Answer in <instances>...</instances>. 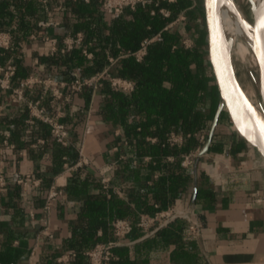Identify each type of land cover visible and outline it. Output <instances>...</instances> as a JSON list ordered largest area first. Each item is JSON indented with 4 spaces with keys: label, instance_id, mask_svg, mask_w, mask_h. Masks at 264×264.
I'll list each match as a JSON object with an SVG mask.
<instances>
[{
    "label": "trees",
    "instance_id": "1",
    "mask_svg": "<svg viewBox=\"0 0 264 264\" xmlns=\"http://www.w3.org/2000/svg\"><path fill=\"white\" fill-rule=\"evenodd\" d=\"M193 2L194 0H153L152 3L138 5L135 9L125 8L118 17L110 18L102 10L100 0H48L47 3L39 0H0V31H9L12 39L11 49H0V62L15 65L16 83L29 75L41 78L53 76L57 80L68 82L82 79L108 66L109 56L118 57L134 52L145 39L157 35L147 45L146 53L140 60L132 55L123 56L110 67L112 74L132 81L133 90L130 93L115 90L108 82H102L94 93L91 86H85L72 95L70 106L76 109V113L68 112V123H65L73 132L71 143L66 146L57 144L55 148L60 165L64 161H76L79 139L75 128L83 121L85 110L93 100L101 123L105 126L117 125L122 130L126 141L123 151L126 154L124 176L127 180H145L151 177V172L157 170L162 173L161 179L166 181L167 190L163 186L155 190L152 200L151 190H148L139 200L144 205L143 211L150 213L155 210L153 200L159 202L161 208L167 207L170 201L168 193L174 201L175 197L181 195L185 182L191 180V173L180 165V155L199 144L196 133H205L207 137L219 102L207 57L202 4L191 7ZM160 8L168 10L169 15H163ZM51 9L59 10L64 32H81L82 41L80 45L62 53L60 48L63 43L60 39L55 53L38 55L37 62L32 63L34 54L27 56L22 47L28 42V36L38 31L37 20ZM180 13L185 15L186 20L169 26ZM185 37L191 39V46L182 44ZM84 48L92 53L91 58L82 53ZM30 91L29 97L36 99L42 92V86L34 85ZM6 98L7 93L0 89V101ZM43 104L48 111L53 112L54 108L50 106L48 99L45 98ZM26 116L28 110L23 104L15 105L13 111L1 116L0 139L3 127H21ZM35 124L42 132L49 130L48 125L42 121H35ZM228 126L234 128L226 109H223L213 137L218 135L219 128ZM172 130L185 135L182 145L165 144L166 135ZM147 137H155L156 141H148ZM221 148V141H215L209 147L213 151H221ZM167 155L175 158L170 168H165ZM145 156L150 157L149 161H142ZM134 158L140 159L138 166L132 165ZM49 186L50 181L46 180L40 196L46 195ZM91 187L94 191H90ZM5 188L11 193L13 203L21 206V185L7 181ZM66 192L68 195L84 196L78 217L81 223L78 225L70 221V236L64 238L59 245L51 246L43 254L40 264H62L57 262L56 257L61 251L68 249H74L77 255L66 264H88L83 251L95 243L113 239L110 222L118 217H128L132 222L127 239L134 240L142 235L141 229L136 225L138 216L116 195L106 197V191L96 173L87 170L84 175L80 172L71 175ZM22 213L24 220L29 218L27 213ZM98 228L102 231L101 235H97ZM168 228L169 226L161 227L150 239L135 244H143L147 250L155 247L158 236L173 234ZM3 229V224L0 223V230ZM26 234H30V231ZM129 249L130 246L114 247L113 252L118 258L112 264H132ZM21 255L20 247L12 248L7 238L0 239V264H16Z\"/></svg>",
    "mask_w": 264,
    "mask_h": 264
},
{
    "label": "crops",
    "instance_id": "2",
    "mask_svg": "<svg viewBox=\"0 0 264 264\" xmlns=\"http://www.w3.org/2000/svg\"><path fill=\"white\" fill-rule=\"evenodd\" d=\"M49 11L51 10H47L37 20L38 31L31 33L27 38L28 42L22 47L27 56L34 54L32 63L37 62L38 55H51L49 43L44 41L43 36L56 37L59 41L71 34L65 33L61 27L60 12L49 16ZM49 18L59 24L43 28L38 26L39 21ZM40 31H43L44 35H40ZM32 34L36 37L32 38ZM30 94L29 90L27 95ZM5 101L6 99L0 101V104ZM14 108L15 105H9L3 115L10 113ZM71 108L73 107L70 105L64 108L65 115L60 118L61 121L68 123L67 113L74 114L70 111ZM88 108L85 110L83 121L75 128L79 139L76 148L83 147L88 162L73 169L68 167L78 161L79 155L74 163L64 161L60 165L55 149L58 143L50 137L48 129L42 132L35 123L29 124L28 116L24 118L21 127H3V131L10 133L9 142L12 146L8 154L3 157L0 155V166L7 181L14 184L16 177L24 174H32L41 179L37 188L21 186L20 209L13 203L11 193H8L6 188L0 190V223L4 227L0 230V239L7 238L10 247L21 248L22 255L16 264H40L43 254L48 252L51 246L59 245L64 238L70 236V221L78 225L81 223L78 217L84 196L67 194L66 187L71 175L78 172L84 175L87 170L98 175L99 167L112 163L121 155L126 156L123 151L126 141L120 127L103 125L97 115L96 105L93 104L90 114L87 113ZM116 131L120 134H116ZM72 136L70 129V140ZM2 138L3 133L0 142ZM215 141L222 142L221 151L209 149L206 154L196 158L191 168L182 167L191 173V180L185 182L181 195L175 197L174 201L168 193V205L174 203L193 210L194 219L201 225L199 234H191L188 222L180 219L169 225L168 229L173 234L158 236L157 245L148 250L143 244L137 246L149 238H142L141 235L133 240L134 243L129 249L132 264H264V159L230 126L219 128L218 135L212 137V143ZM168 157H172V160ZM63 158L65 159V156ZM125 159L116 164L111 185L122 190L123 195L116 196L124 200L138 216L144 206L139 202L140 197L151 190L152 200L155 190L162 186L167 190L168 185L161 179L163 175L159 170L151 172V177L145 180H127L124 176ZM174 159L173 155H167L165 168H170ZM139 163L137 158L132 161L133 166H138ZM46 180L50 181L49 188L53 185L63 193L47 215L42 210L46 195L40 196ZM90 191H94L92 187ZM111 196H108L106 191V197ZM152 204L154 207V204L159 202L153 200ZM23 211L28 215L32 211L36 219L47 217L53 237L47 238L42 226L33 225L30 216L24 220ZM33 226L36 229H31ZM29 231L30 234H26ZM101 233L98 228L97 235ZM62 252L64 251L60 254Z\"/></svg>",
    "mask_w": 264,
    "mask_h": 264
},
{
    "label": "built area",
    "instance_id": "3",
    "mask_svg": "<svg viewBox=\"0 0 264 264\" xmlns=\"http://www.w3.org/2000/svg\"><path fill=\"white\" fill-rule=\"evenodd\" d=\"M42 3H47L48 0H39ZM89 2V0H84ZM173 1V0H169ZM153 0H100V5L102 10L110 17H118L125 8L135 9L136 6H144L146 4L152 3ZM157 5V4H156ZM196 5V0L193 2V6ZM58 9H51L48 15L52 16L58 13ZM159 11L165 15H169V11L165 8H160ZM153 14L154 11L152 10ZM186 20V17L183 13H180L178 17L171 23L169 26H172L175 23L182 22ZM59 22L53 19L41 20L38 22L40 28L47 26L58 25ZM44 35L43 31H40V35ZM32 38H35L36 35L32 34ZM157 35L151 37V39H145L138 50L119 55L118 57L109 56V65L104 67L101 71L96 72L90 76L84 77L82 79H75L72 81H60L55 79L53 76L38 77L35 75H29L22 81L15 82V73L16 67L12 63H1L0 62V89L7 93L6 101L0 104V117L4 114V111L9 107V105L23 104L28 110V119L29 124L35 123V121H42L46 123L49 127L50 137L58 144L66 146L71 143L69 137V128L65 122L61 121L60 118L64 117L65 110L68 105H70L72 95L76 92H80L83 87L91 86L93 93L96 91L98 86L102 82H108L110 87L122 91L124 93H130L133 90V83L131 80L114 75L110 72V67L119 57L132 55L136 60H140L143 55L146 53L147 45L155 40ZM45 42L49 43V52L50 54L55 53L58 50V39L56 37L43 36ZM82 41V33L76 32L74 34H67L62 38L63 46L60 48V52L64 53L65 51L71 50L77 45H80ZM182 44L186 47L191 46L192 41L189 37H185L182 40ZM12 48V39L11 34L8 31L0 32V49L8 50ZM82 53L87 57L91 58L92 53L86 48L82 49ZM34 85H41L42 92L36 98H30L27 93ZM49 100V104L54 108L53 112L47 110V107L44 106L43 100ZM93 109V100L90 103L88 108V114L91 113ZM72 113H76L74 108H71ZM116 134H120L119 131H116ZM190 134H187L189 136ZM199 144L190 151L182 153L180 155V165L183 168H191L195 163L197 157L200 156V150L202 144L206 140L205 133H196ZM10 133L8 131H3V138L0 142V155L3 157L8 154L11 150V143L9 142ZM185 139V135L182 132L169 131L166 135L165 144L169 146H180L182 145ZM148 141L155 142V137H147ZM43 142V140H39ZM116 149V148H115ZM78 161L68 169H73L79 166L84 165L88 162L84 155L83 147L78 146ZM126 158V156L121 155L117 160H113L112 163L99 167L98 175L100 177V182L103 189L107 191L108 196L117 195L122 196L123 192L119 187L111 185L112 172L115 169L116 164L119 160ZM150 157L145 156L142 158V161L149 160ZM169 160H172V157H168ZM140 160V159H138ZM15 183L21 185L24 188L32 187L37 188L41 184V179L35 177L32 174H24L16 177ZM7 184V178L0 166V190L5 188ZM62 190L51 186L46 194L45 201L42 207V210L45 215H47L50 210L55 205L56 201L62 196ZM154 212L141 211L138 214V220L136 225L141 229L142 238L150 237L161 227L169 226L171 223L175 222L177 219L186 220L189 224V231L191 234L197 235L200 230V223L194 219V212L190 207H180L174 203L168 205L165 208H161L159 204H154ZM31 222L33 225L40 224L42 230L47 238H52L53 233L50 231L49 220L47 217L43 216L39 219H36L32 211L29 212ZM110 227L113 235V239H110L105 242H98L91 246L89 249L83 251V255L86 257L88 264H112L113 260H116L118 257L113 252V248L117 246H131L134 241L127 239V235L132 229V222L129 218L118 217L113 219L110 222ZM77 252L74 249H68L59 254L56 257L57 262L66 264L75 259Z\"/></svg>",
    "mask_w": 264,
    "mask_h": 264
},
{
    "label": "water",
    "instance_id": "4",
    "mask_svg": "<svg viewBox=\"0 0 264 264\" xmlns=\"http://www.w3.org/2000/svg\"><path fill=\"white\" fill-rule=\"evenodd\" d=\"M222 9L223 0H202L207 57L217 86L219 102L200 155L209 151L219 115L223 109H226L240 137L255 148L264 159V42L259 41L256 50L249 45L256 59L254 80L258 101L255 108L237 78L233 63L228 57H223L219 49Z\"/></svg>",
    "mask_w": 264,
    "mask_h": 264
},
{
    "label": "bare ground",
    "instance_id": "5",
    "mask_svg": "<svg viewBox=\"0 0 264 264\" xmlns=\"http://www.w3.org/2000/svg\"><path fill=\"white\" fill-rule=\"evenodd\" d=\"M248 2L251 5L252 22L248 21L234 0H223L219 49L223 57H228L232 63L233 60H240L255 66L256 59L249 45L256 50L259 41L264 42V0H248ZM245 92L256 108L254 91Z\"/></svg>",
    "mask_w": 264,
    "mask_h": 264
},
{
    "label": "rangeland",
    "instance_id": "6",
    "mask_svg": "<svg viewBox=\"0 0 264 264\" xmlns=\"http://www.w3.org/2000/svg\"><path fill=\"white\" fill-rule=\"evenodd\" d=\"M237 7L239 6L241 8V11L244 13L245 17L248 19V21L252 22V14H251V5L248 2V0H234ZM202 4V0L198 2L196 0V4L198 5ZM201 6V5H200ZM183 20L182 22H184ZM233 65L235 69V73L237 75V78L242 85L243 89L245 91H254V98L256 101H258V94L256 90V84L254 80V76L256 75V64L251 65L249 63L246 64V62H241L240 60H233ZM236 65V66H235ZM248 85V86H247Z\"/></svg>",
    "mask_w": 264,
    "mask_h": 264
}]
</instances>
